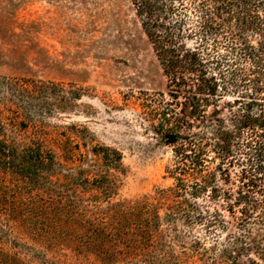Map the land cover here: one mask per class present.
I'll use <instances>...</instances> for the list:
<instances>
[{"label":"trees","instance_id":"obj_1","mask_svg":"<svg viewBox=\"0 0 264 264\" xmlns=\"http://www.w3.org/2000/svg\"><path fill=\"white\" fill-rule=\"evenodd\" d=\"M130 3L168 79L170 98L158 102L155 129L172 147L173 182L114 202L107 170L78 181L67 175L66 182L94 186L89 198L108 197L115 226L101 231L121 247L124 264H264V0ZM42 85L0 77L6 170L37 174L57 166L40 130L25 140L24 118L12 108ZM100 148L107 149L95 146L94 153ZM113 152L99 154L107 169L119 167ZM57 193L78 204L68 191ZM198 228L218 236L207 246Z\"/></svg>","mask_w":264,"mask_h":264},{"label":"rangeland","instance_id":"obj_2","mask_svg":"<svg viewBox=\"0 0 264 264\" xmlns=\"http://www.w3.org/2000/svg\"><path fill=\"white\" fill-rule=\"evenodd\" d=\"M0 77L44 83L12 108L24 118L25 140L40 130L57 165L37 174L0 166V264H124L101 231L115 226L108 197L89 198L94 186L66 176L107 170L111 202L173 182L172 147L155 129L168 79L130 0H0ZM113 149L119 167L107 169L99 154L115 157ZM194 234L207 246L218 236Z\"/></svg>","mask_w":264,"mask_h":264}]
</instances>
